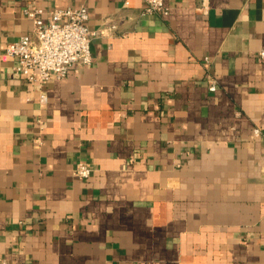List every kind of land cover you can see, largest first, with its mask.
<instances>
[{"label": "crops", "instance_id": "obj_1", "mask_svg": "<svg viewBox=\"0 0 264 264\" xmlns=\"http://www.w3.org/2000/svg\"><path fill=\"white\" fill-rule=\"evenodd\" d=\"M202 1L0 0L7 264H264V0ZM30 4L85 5L93 32L42 89L6 53Z\"/></svg>", "mask_w": 264, "mask_h": 264}, {"label": "built area", "instance_id": "obj_2", "mask_svg": "<svg viewBox=\"0 0 264 264\" xmlns=\"http://www.w3.org/2000/svg\"><path fill=\"white\" fill-rule=\"evenodd\" d=\"M141 14L160 13L167 15L169 10L163 0H144ZM129 5V0H123ZM202 9L206 11L207 0L202 1ZM23 15L32 22L31 33L21 35L10 42L6 53L15 58L13 70L31 82L43 88L52 78H62L72 65L86 66L93 57L90 51V39L93 32L88 27L89 13L85 5L64 8H43L30 4L23 8ZM110 28H115L111 25ZM264 57V50L260 52ZM209 90H216V83L211 82ZM41 101L47 100L46 93L41 90ZM255 129L254 133L258 134ZM89 163L79 161L75 164L73 174L80 180L91 176ZM0 264H7L0 258Z\"/></svg>", "mask_w": 264, "mask_h": 264}]
</instances>
